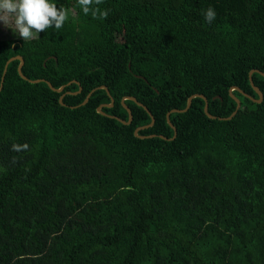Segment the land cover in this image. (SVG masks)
<instances>
[{
	"label": "trees",
	"instance_id": "16d2710c",
	"mask_svg": "<svg viewBox=\"0 0 264 264\" xmlns=\"http://www.w3.org/2000/svg\"><path fill=\"white\" fill-rule=\"evenodd\" d=\"M64 26L0 38V264H264V0H77ZM212 6L208 24L202 11ZM9 29V28H8ZM77 81V82H75ZM132 120L122 124L96 111ZM164 135L167 139L158 135ZM27 144L13 151L12 144ZM13 160L15 162L13 163Z\"/></svg>",
	"mask_w": 264,
	"mask_h": 264
},
{
	"label": "clouds",
	"instance_id": "9594fccd",
	"mask_svg": "<svg viewBox=\"0 0 264 264\" xmlns=\"http://www.w3.org/2000/svg\"><path fill=\"white\" fill-rule=\"evenodd\" d=\"M104 0H77L84 15L93 19H107L110 9H101ZM202 15L206 23L216 19L212 6L204 9ZM69 19V10L63 6L57 8L53 0H0V23L12 28L23 41L39 38V33L49 28L61 29ZM27 144H12L13 151L27 150ZM15 160H13V163Z\"/></svg>",
	"mask_w": 264,
	"mask_h": 264
},
{
	"label": "water",
	"instance_id": "95a60500",
	"mask_svg": "<svg viewBox=\"0 0 264 264\" xmlns=\"http://www.w3.org/2000/svg\"><path fill=\"white\" fill-rule=\"evenodd\" d=\"M13 60H19V64L17 66V71H18V74L20 75V77H22L23 79H26L28 80L29 82L31 83H37V82H46L47 85L49 86V88L52 90V91H56V92H62L64 90V86L65 85H61L59 87H54L50 81L48 80H45L44 78H37V79H29L27 78L23 72H22V66L24 64V59L21 55H15V56H12L10 57L5 65H4V69H3V74H2V77H1V82H0V90L3 86V80H4V75H5V72H6V69H7V65L13 61ZM253 72H258L260 75H262L264 77V71H261L259 69H251L249 71V81H250V84L252 86V88L254 89V91L257 93L258 95V98H254L253 96L249 95L248 93L244 92L242 89H240L238 86H231V88L229 89V93L231 95V97H233V99L235 100L236 102V107L234 109V111L227 117H217L216 115H213L211 114L209 111H208V100L207 98L203 95V94H200V93H193L191 94L190 96H188L187 98V101H186V105L184 108H172L171 110H169L167 113H166V121L167 123L169 124L170 127H172L173 129V136L169 139H174L176 134H177V130H176V127L174 126V124L170 121V118H169V115L171 112H184L186 111L190 105H191V102H192V99L195 98V97H200L204 100V108H203V111L205 112V114L209 117V118H219V119H230L233 115H235L236 111L238 110V108H240L241 106V102H240V99L234 94L232 93L233 89H236L238 90L239 92L243 93L245 96H248L250 97L251 99H253L254 101L256 102H260L263 98V94H262V91L259 89V87L257 85L254 84L253 80H252V73ZM77 82V81H75ZM80 87L77 91L75 92H62L61 95L59 96V102L62 104V105H65L64 102H63V97L65 94L67 93H79L80 91ZM96 89H105L107 94L110 96V93H109V90L108 88L105 86V85H101V86H98L96 88H93L85 97V99L82 101L81 104H85L90 95L92 94V92H94ZM125 99H130L132 101H134L137 105L143 107L147 113L149 114L150 116V123L146 124V125H142V126H138L135 128L134 130V134L135 136H138V137H141V138H144V137H152V136H156V134H149V135H140L138 133L139 130L141 129H144V128H147V127H150L153 125L154 123V116L152 115L151 111L148 109V107L146 105H144L143 103L139 102L134 96H129V95H126V96H123L122 99H121V103L123 105V107L126 109L127 113H128V118L125 120V119H122L118 116H115V115H111V114H107L106 112H104L102 110V107H111L113 105V98L110 96V103H105V104H100L97 108H96V111L102 115H105V116H109V117H112V118H115L117 119L118 121H120L122 124H129L132 120V113H131V109L126 105V103L124 102ZM159 137L161 138H164L166 139V137L162 134L158 135Z\"/></svg>",
	"mask_w": 264,
	"mask_h": 264
},
{
	"label": "rangeland",
	"instance_id": "374dc122",
	"mask_svg": "<svg viewBox=\"0 0 264 264\" xmlns=\"http://www.w3.org/2000/svg\"><path fill=\"white\" fill-rule=\"evenodd\" d=\"M69 15H71V16H74L75 15V11H74V8H70L69 9ZM18 35V33H16L15 31H14V29H12V28H6V27H4V25L2 24V23H0V38H5V37H7V36H9V35Z\"/></svg>",
	"mask_w": 264,
	"mask_h": 264
},
{
	"label": "bare ground",
	"instance_id": "6f19581e",
	"mask_svg": "<svg viewBox=\"0 0 264 264\" xmlns=\"http://www.w3.org/2000/svg\"><path fill=\"white\" fill-rule=\"evenodd\" d=\"M138 137V136H137ZM152 137H154V136H152ZM141 138V137H140ZM145 138V137H144ZM167 139V138H166Z\"/></svg>",
	"mask_w": 264,
	"mask_h": 264
}]
</instances>
